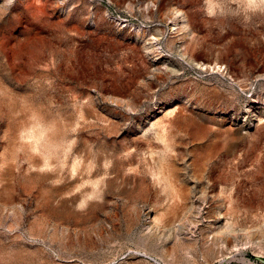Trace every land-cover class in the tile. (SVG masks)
Masks as SVG:
<instances>
[{
	"label": "rangeland",
	"instance_id": "1",
	"mask_svg": "<svg viewBox=\"0 0 264 264\" xmlns=\"http://www.w3.org/2000/svg\"><path fill=\"white\" fill-rule=\"evenodd\" d=\"M0 264H264V0H0Z\"/></svg>",
	"mask_w": 264,
	"mask_h": 264
}]
</instances>
